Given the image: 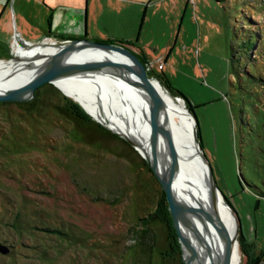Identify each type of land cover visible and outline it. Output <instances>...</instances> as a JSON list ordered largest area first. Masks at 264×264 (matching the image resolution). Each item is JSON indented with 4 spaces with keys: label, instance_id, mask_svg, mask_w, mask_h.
I'll list each match as a JSON object with an SVG mask.
<instances>
[{
    "label": "rangeland",
    "instance_id": "rangeland-1",
    "mask_svg": "<svg viewBox=\"0 0 264 264\" xmlns=\"http://www.w3.org/2000/svg\"><path fill=\"white\" fill-rule=\"evenodd\" d=\"M13 2L0 1L5 61L52 43L40 29L46 30L48 10L34 9V23L20 33L19 13L17 20L7 16ZM96 6L104 16L94 34L104 33L107 17L120 29L131 24L135 53L154 71L147 68L150 77L186 107L157 75L164 76L193 106L198 143L238 222L244 264L242 244L255 254L264 249V0H98ZM250 37L255 44L246 51ZM44 85L33 101H0V245L8 248L0 264L147 263L136 254V224L154 209L159 182L134 142L76 100L92 121L77 117L63 99L73 97ZM149 226L151 264H180L164 226Z\"/></svg>",
    "mask_w": 264,
    "mask_h": 264
},
{
    "label": "bare ground",
    "instance_id": "bare-ground-1",
    "mask_svg": "<svg viewBox=\"0 0 264 264\" xmlns=\"http://www.w3.org/2000/svg\"><path fill=\"white\" fill-rule=\"evenodd\" d=\"M61 58L63 63L82 65L116 60L100 69L60 73L53 84L77 100L95 120L134 142L140 151H147L151 127L147 95L136 74L124 65L131 61L121 52L82 43L60 47L42 42L22 50L18 57L0 59V92L24 87L42 68ZM154 84L161 114L156 163L160 160L172 176L183 205L186 251L193 264H224L231 248V264H240L238 222L225 199L210 187L207 164L194 136V119L183 102L157 80Z\"/></svg>",
    "mask_w": 264,
    "mask_h": 264
},
{
    "label": "water",
    "instance_id": "water-1",
    "mask_svg": "<svg viewBox=\"0 0 264 264\" xmlns=\"http://www.w3.org/2000/svg\"><path fill=\"white\" fill-rule=\"evenodd\" d=\"M82 43L87 44L93 47L107 49V50H114L121 52L122 54L126 55L131 63L124 64L126 67H128L131 71H133L138 79L140 80L146 95H147V103L151 118V124H150V135H149V141H148V150H139L142 154L143 158L145 159L148 167L152 170L154 176L156 177L157 181L159 182L161 189L164 191L166 200L168 203V209L171 215V219L173 222V226L175 228L176 234H177V241L179 243L180 247V256L181 260L184 264H193L191 261V257L186 251V223L184 220V208L177 196V192L174 187V181L172 176L168 171L165 170L164 167L161 166L160 160L159 163H156L157 156H158V147H159V138L161 133V114L160 109L158 106V96L159 93L157 91V88L154 84V79H152L148 73H147V67L145 64L138 58V56L131 51L129 48L122 46V45H116L111 43H102L99 41H92L88 40L86 38H79V39H73L68 40L64 43L56 44L60 47H66L69 45ZM65 60L61 58V60H58L54 63H51L44 68H42L30 81L27 83L24 87L7 91L4 93L0 92V101H16V102H23L31 100L34 96V93L37 88L40 86L50 83L53 84V78L57 76L60 73H74L79 72L84 69H100L101 67L110 65L112 63H116V60H113L111 58L103 59V61L95 60L92 63L88 65H82L80 63H63ZM121 63V62H118ZM123 65V66H124ZM158 82V81H157ZM66 95V94H65ZM68 96V95H67ZM70 97V96H69ZM74 101H76L74 98H72ZM80 104V103H79ZM81 105V104H80ZM85 110V109H84ZM187 112L193 117L194 123H195V139L197 137L198 142V132H197V121L194 117L193 113L186 107ZM86 111V110H85ZM87 112V111H86ZM88 113V112H87ZM92 117V116H91ZM93 118V117H92ZM106 126V125H105ZM117 133V132H116ZM138 149V148H137ZM198 149L201 152V155L204 159V161L207 164V170H208V176L210 181V187L216 192L220 193L221 196L225 199L224 195L219 190L211 168L202 152L201 145L198 143ZM228 205V204H227ZM229 206V205H228ZM230 207V206H229ZM231 208V207H230ZM0 251L2 253H7L8 248L0 245ZM231 248L228 249L227 257L224 264H231Z\"/></svg>",
    "mask_w": 264,
    "mask_h": 264
},
{
    "label": "crops",
    "instance_id": "crops-1",
    "mask_svg": "<svg viewBox=\"0 0 264 264\" xmlns=\"http://www.w3.org/2000/svg\"><path fill=\"white\" fill-rule=\"evenodd\" d=\"M7 1L9 0H4L5 5H7ZM97 2L98 0H14L13 6H11V13L7 10V16L8 19L15 17V20H17V12L19 13V25L21 26L19 27V31L23 33V31L26 30L25 27L28 21L34 23L32 18L34 9L43 8V10H48L47 14H43L46 15V30L38 24L32 25L39 26L42 33L46 32V35L42 37L43 40L46 38H51L58 42L60 40L68 41L79 38H86L99 42L112 40L114 43H117L116 45L128 47L135 53L131 38L132 25L129 23L122 24L120 29L118 23L111 24L110 17H107L105 23H103L105 29L104 33L94 34L97 27L98 15L101 17L104 16V12L99 10L96 6ZM28 4H30V6ZM31 7H33L32 10ZM24 45L27 47L31 46L25 43ZM18 47L23 49L26 48L23 46Z\"/></svg>",
    "mask_w": 264,
    "mask_h": 264
},
{
    "label": "trees",
    "instance_id": "trees-1",
    "mask_svg": "<svg viewBox=\"0 0 264 264\" xmlns=\"http://www.w3.org/2000/svg\"><path fill=\"white\" fill-rule=\"evenodd\" d=\"M68 39H71V38H68ZM104 43L117 44V43H114V41H112V40H105ZM254 44H255V42H254L253 37H250L248 40L243 42V45H244L246 51H247V49L252 50L254 47ZM138 58L145 64L146 67L149 66L147 60L144 57L138 56ZM149 70H150L149 72L154 73V71H152L151 69H149ZM148 75L150 76L149 73H148ZM157 76L163 80V82L166 84V86L170 92L174 93L175 95H178L179 97H181L186 102V107L192 112L193 106L189 103V101L182 94L171 89V86H170L168 80L164 76L163 77L160 75H157ZM48 84H50V83H48ZM42 87H43V85L40 86L35 91L34 96L30 101H33L34 98H36V96L38 95L39 89ZM63 99L65 100V102L68 106V109L73 114H75L77 117H79L81 119H84L87 121H92V119L85 113V111L75 101L71 100L70 98H68L66 96H63ZM15 103H19V102H15ZM37 104H39V103H37ZM40 104H42V103H40ZM197 132H198V137H199L198 128H197ZM200 145H201V141H200ZM149 170L152 172V170L150 168H149ZM225 200L229 203V201L226 198H225ZM139 221H142V224H144L145 227H143V225H141V227H140ZM150 222H158L164 226V230L167 233V238L169 241V247L171 249V252L180 254V247H179V243L177 241V234H176L175 228L173 226L171 215H170V212L168 209V203H167L166 196H165V193L163 190L160 191V193H159V196H158V199L156 200L154 209L151 212L147 213L145 216L139 218L138 222L136 224L137 225L136 234L137 235L140 234L141 239H139L138 242L134 245L135 246L137 245V247H138V248H136L137 257L139 259L145 258L144 261L147 260V263L143 262V264H151L150 261H151V257H152V247L154 246V243H155V241H154L155 240V234L152 232V230L149 226ZM242 238L243 237L241 236L240 240H242ZM241 244H242V242H241ZM241 250H242V254L244 255V257L247 260L244 264H261L263 256H264V249H262L259 254H255V252L254 253L249 252L247 250V248L246 247L244 248V246L242 244ZM180 258H181V256H180ZM180 264H184L182 262V260H181Z\"/></svg>",
    "mask_w": 264,
    "mask_h": 264
},
{
    "label": "flooded vegetation",
    "instance_id": "flooded-vegetation-1",
    "mask_svg": "<svg viewBox=\"0 0 264 264\" xmlns=\"http://www.w3.org/2000/svg\"><path fill=\"white\" fill-rule=\"evenodd\" d=\"M46 39H48V40H50V42H52V43H54V44H56V42L58 43V41H56V40H53V39H51V38H46ZM73 40V39H72ZM128 48V47H127ZM148 69H150L149 67H147Z\"/></svg>",
    "mask_w": 264,
    "mask_h": 264
},
{
    "label": "built area",
    "instance_id": "built-area-1",
    "mask_svg": "<svg viewBox=\"0 0 264 264\" xmlns=\"http://www.w3.org/2000/svg\"><path fill=\"white\" fill-rule=\"evenodd\" d=\"M66 42V41H65ZM23 43H26V41L23 40Z\"/></svg>",
    "mask_w": 264,
    "mask_h": 264
}]
</instances>
